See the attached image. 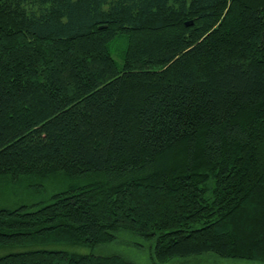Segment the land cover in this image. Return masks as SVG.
<instances>
[{
    "label": "trees",
    "instance_id": "obj_1",
    "mask_svg": "<svg viewBox=\"0 0 264 264\" xmlns=\"http://www.w3.org/2000/svg\"><path fill=\"white\" fill-rule=\"evenodd\" d=\"M136 237L264 263V0H0V264Z\"/></svg>",
    "mask_w": 264,
    "mask_h": 264
},
{
    "label": "rangeland",
    "instance_id": "obj_2",
    "mask_svg": "<svg viewBox=\"0 0 264 264\" xmlns=\"http://www.w3.org/2000/svg\"><path fill=\"white\" fill-rule=\"evenodd\" d=\"M126 46V42L119 41L116 43V45L112 46V54L117 60L119 64H122V53ZM38 181V180H37ZM41 183V182H39ZM62 186V182L60 179L50 178L46 181L45 189L43 192H38L35 196V200H40L38 197L42 198L44 194H49L52 191L56 190L58 187ZM5 187V186H4ZM15 186L9 185L7 189H9L10 192H6L5 196L2 200V203H17L23 199H25V192H27V189L22 188H14ZM34 190L33 188H29ZM6 191V190H5ZM17 193V195L9 198L11 193L13 194ZM29 192V191H28ZM40 193V194H39ZM44 193V194H42ZM2 205V204H1ZM125 235H122V238L125 239ZM130 237V236H129ZM137 238V237H136ZM135 241V242H133ZM147 241H145L143 238H137V239H126L123 241V243H115V244H103L99 245L94 249V252L98 253H110L114 251H118L120 253H123L127 255L128 253L132 254V256H135L139 258L140 264H153V262L149 258L148 253V247H147ZM61 247V246H60ZM68 248V247H66ZM78 250L80 251H86V248L78 247ZM88 250V249H87ZM166 264H264L258 261H249V260H237V259H222L218 256L206 254L201 256H194L189 258H179V259H172Z\"/></svg>",
    "mask_w": 264,
    "mask_h": 264
}]
</instances>
